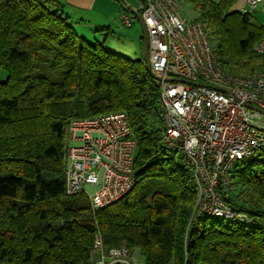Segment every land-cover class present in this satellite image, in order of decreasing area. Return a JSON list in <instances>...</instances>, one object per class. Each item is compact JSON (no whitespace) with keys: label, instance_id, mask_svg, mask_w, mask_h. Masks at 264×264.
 Instances as JSON below:
<instances>
[{"label":"trees","instance_id":"obj_1","mask_svg":"<svg viewBox=\"0 0 264 264\" xmlns=\"http://www.w3.org/2000/svg\"><path fill=\"white\" fill-rule=\"evenodd\" d=\"M190 1L228 73L264 69L254 49L264 30L232 10L235 0ZM106 43L78 35L62 0H0V264H90L98 231L107 248L127 245L145 264H264V149L236 162L220 189L251 225L193 217L195 180L164 143L145 51L132 60ZM115 112L126 113L137 143V183L93 213L84 194H66L69 127Z\"/></svg>","mask_w":264,"mask_h":264},{"label":"built area","instance_id":"obj_2","mask_svg":"<svg viewBox=\"0 0 264 264\" xmlns=\"http://www.w3.org/2000/svg\"><path fill=\"white\" fill-rule=\"evenodd\" d=\"M129 9L128 0H123ZM261 0H246L253 9ZM142 16L149 35V60L160 88V117L167 147L183 154L192 171L197 203L193 217L233 219L251 225L224 202L231 170L264 149V69L241 78L228 73L204 24L181 14L178 0H139L138 11L124 13L132 27ZM264 56V38L255 46ZM251 106L252 108L248 107ZM65 189L84 194L93 213L118 202L136 185L135 154L129 118L124 112L71 122ZM95 191L88 193L86 187ZM90 264H134L132 250L107 248L95 235Z\"/></svg>","mask_w":264,"mask_h":264},{"label":"rangeland","instance_id":"obj_3","mask_svg":"<svg viewBox=\"0 0 264 264\" xmlns=\"http://www.w3.org/2000/svg\"><path fill=\"white\" fill-rule=\"evenodd\" d=\"M178 1L181 5V14L186 19L191 21L200 16L190 0ZM138 4L139 0H128L129 9H125L123 0H62V10L70 17L71 25L78 35L90 42H94L95 39L100 42L107 40L106 47L110 51L135 60L141 57L143 50L145 51L141 39L143 31L138 20L132 27H126L121 17L124 13L133 15L138 11ZM102 29H110L112 33L104 31L96 34V31ZM0 79L1 81L6 79V72L1 68ZM86 191L93 193L95 187L88 186ZM135 259L134 264H145L139 251H135Z\"/></svg>","mask_w":264,"mask_h":264},{"label":"crops","instance_id":"obj_4","mask_svg":"<svg viewBox=\"0 0 264 264\" xmlns=\"http://www.w3.org/2000/svg\"><path fill=\"white\" fill-rule=\"evenodd\" d=\"M215 1H221V0H215ZM232 10L243 13H249L264 30V0H261L257 5V7L253 9L247 4L246 0H235ZM132 258L133 261L135 262L136 259H135L134 251H132Z\"/></svg>","mask_w":264,"mask_h":264},{"label":"water","instance_id":"obj_5","mask_svg":"<svg viewBox=\"0 0 264 264\" xmlns=\"http://www.w3.org/2000/svg\"><path fill=\"white\" fill-rule=\"evenodd\" d=\"M138 21H139L141 28H142V31H143L145 58H146L147 68H148V71L151 74H153L152 69H151V65H150V60H149V35H148V31H147V28H146V25H145V22H144L142 16H140L138 18ZM248 107L252 108L251 106H248Z\"/></svg>","mask_w":264,"mask_h":264}]
</instances>
